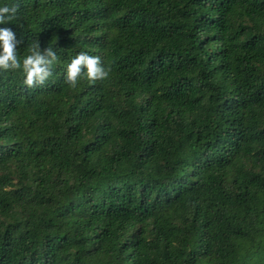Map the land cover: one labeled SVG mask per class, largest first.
<instances>
[{
	"label": "trees",
	"instance_id": "trees-1",
	"mask_svg": "<svg viewBox=\"0 0 264 264\" xmlns=\"http://www.w3.org/2000/svg\"><path fill=\"white\" fill-rule=\"evenodd\" d=\"M0 4L57 55L0 71V264H264V0Z\"/></svg>",
	"mask_w": 264,
	"mask_h": 264
},
{
	"label": "clouds",
	"instance_id": "clouds-1",
	"mask_svg": "<svg viewBox=\"0 0 264 264\" xmlns=\"http://www.w3.org/2000/svg\"><path fill=\"white\" fill-rule=\"evenodd\" d=\"M15 4H0V25L13 22L17 17ZM20 43L8 27H0V71L19 68L23 73L22 83L27 87L42 85L52 75V65L57 61L56 52L37 44L29 46L28 54L18 61L15 49ZM108 70L101 64L100 57L86 52H77L67 63L64 82L69 87L76 86L79 79L89 83L103 80Z\"/></svg>",
	"mask_w": 264,
	"mask_h": 264
}]
</instances>
